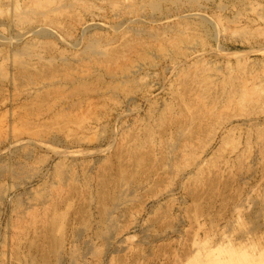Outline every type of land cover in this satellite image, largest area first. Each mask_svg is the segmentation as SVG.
Wrapping results in <instances>:
<instances>
[{"label":"rangeland","instance_id":"rangeland-1","mask_svg":"<svg viewBox=\"0 0 264 264\" xmlns=\"http://www.w3.org/2000/svg\"><path fill=\"white\" fill-rule=\"evenodd\" d=\"M0 264H264V0H0Z\"/></svg>","mask_w":264,"mask_h":264}]
</instances>
